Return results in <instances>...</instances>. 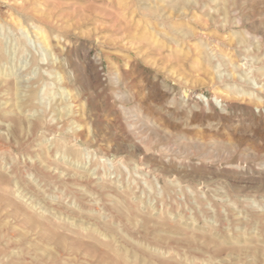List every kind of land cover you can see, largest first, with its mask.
<instances>
[{"label":"rangeland","instance_id":"rangeland-1","mask_svg":"<svg viewBox=\"0 0 264 264\" xmlns=\"http://www.w3.org/2000/svg\"><path fill=\"white\" fill-rule=\"evenodd\" d=\"M0 52V264H264V0H0Z\"/></svg>","mask_w":264,"mask_h":264},{"label":"bare ground","instance_id":"bare-ground-1","mask_svg":"<svg viewBox=\"0 0 264 264\" xmlns=\"http://www.w3.org/2000/svg\"><path fill=\"white\" fill-rule=\"evenodd\" d=\"M35 30V29H34ZM36 30L38 31V34L41 35V38L43 39V42L47 45L48 40H47V36L45 31L42 28H36ZM42 41V40H41ZM0 54L2 55V53L0 52ZM22 86V85H21ZM20 91V90H19ZM19 192V191H18ZM17 193V192H16ZM20 194V193H19ZM26 197V196H25Z\"/></svg>","mask_w":264,"mask_h":264}]
</instances>
